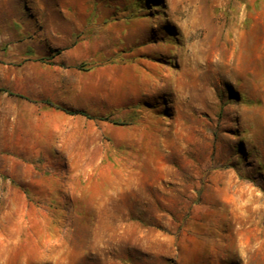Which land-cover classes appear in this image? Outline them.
<instances>
[{
    "label": "rangeland",
    "instance_id": "374dc122",
    "mask_svg": "<svg viewBox=\"0 0 264 264\" xmlns=\"http://www.w3.org/2000/svg\"><path fill=\"white\" fill-rule=\"evenodd\" d=\"M0 264H264V0H0Z\"/></svg>",
    "mask_w": 264,
    "mask_h": 264
},
{
    "label": "crops",
    "instance_id": "0c3cea01",
    "mask_svg": "<svg viewBox=\"0 0 264 264\" xmlns=\"http://www.w3.org/2000/svg\"><path fill=\"white\" fill-rule=\"evenodd\" d=\"M22 129H25V128H22ZM30 128L27 126L26 127V131L29 130ZM33 136H30L28 134H22V135H19L17 138H16V141H11V147L13 148H19V149H15V150H11L12 152H24V153H29V152H36V153H43L44 150L40 149L43 145H44V142H43V138L41 136V138L39 139L38 142H35ZM38 139V138H37ZM41 140V141H40Z\"/></svg>",
    "mask_w": 264,
    "mask_h": 264
},
{
    "label": "trees",
    "instance_id": "16d2710c",
    "mask_svg": "<svg viewBox=\"0 0 264 264\" xmlns=\"http://www.w3.org/2000/svg\"><path fill=\"white\" fill-rule=\"evenodd\" d=\"M48 105L52 106V107H55V108H58V109H61L69 114H80V115H84L88 118H91L90 115L84 111V110H81V109H66V108H63V107H60L59 105H55L51 102H47Z\"/></svg>",
    "mask_w": 264,
    "mask_h": 264
}]
</instances>
